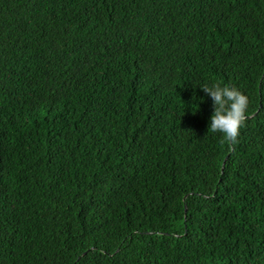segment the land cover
I'll return each mask as SVG.
<instances>
[{
    "label": "trees",
    "instance_id": "obj_1",
    "mask_svg": "<svg viewBox=\"0 0 264 264\" xmlns=\"http://www.w3.org/2000/svg\"><path fill=\"white\" fill-rule=\"evenodd\" d=\"M0 264H264V0H0Z\"/></svg>",
    "mask_w": 264,
    "mask_h": 264
},
{
    "label": "clouds",
    "instance_id": "obj_2",
    "mask_svg": "<svg viewBox=\"0 0 264 264\" xmlns=\"http://www.w3.org/2000/svg\"><path fill=\"white\" fill-rule=\"evenodd\" d=\"M199 86L213 102L208 132H218L226 142L235 143L246 118L248 97L239 88L228 84Z\"/></svg>",
    "mask_w": 264,
    "mask_h": 264
}]
</instances>
